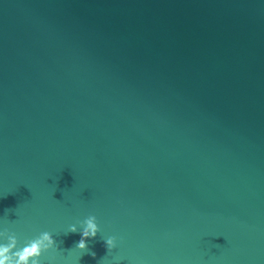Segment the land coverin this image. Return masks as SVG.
Listing matches in <instances>:
<instances>
[{"label":"water","instance_id":"1","mask_svg":"<svg viewBox=\"0 0 264 264\" xmlns=\"http://www.w3.org/2000/svg\"><path fill=\"white\" fill-rule=\"evenodd\" d=\"M43 231L42 264H264V0H0V245Z\"/></svg>","mask_w":264,"mask_h":264},{"label":"clouds","instance_id":"2","mask_svg":"<svg viewBox=\"0 0 264 264\" xmlns=\"http://www.w3.org/2000/svg\"><path fill=\"white\" fill-rule=\"evenodd\" d=\"M85 226L80 230L81 238L76 242L75 248L83 251H88L87 239L88 237H94L99 231V225L94 215H88L84 221ZM68 231L76 232L77 227L75 224L68 226ZM105 243L109 249L115 246V237L106 236ZM53 235L48 231L41 232L36 238L30 240L25 244L22 250H18V258L14 264H42L39 257L44 251L55 246ZM7 249L3 245H0V264H13L11 260L5 255ZM91 255H95L94 252Z\"/></svg>","mask_w":264,"mask_h":264}]
</instances>
